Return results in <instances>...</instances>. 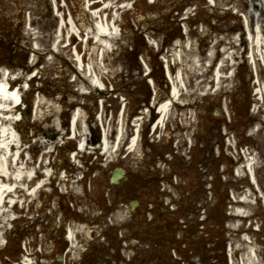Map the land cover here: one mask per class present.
Wrapping results in <instances>:
<instances>
[{
    "label": "rangeland",
    "instance_id": "rangeland-1",
    "mask_svg": "<svg viewBox=\"0 0 264 264\" xmlns=\"http://www.w3.org/2000/svg\"><path fill=\"white\" fill-rule=\"evenodd\" d=\"M11 1L12 0H0V22H2L5 17L12 15V12H10L12 5ZM66 1L67 4L65 9L68 14H70L71 10L74 19H77L76 21H78L79 25L77 24L76 28L80 30V33H77V37L72 35L73 24L71 23L69 27L65 28V33L70 30L69 33L71 34V38L77 39L74 42L76 45L82 42L83 38L81 36L88 39V44L82 42L83 46H81L82 48L79 52L81 53L82 51L81 54L84 63L91 69V72L94 71L98 75H101L102 80H105V82L106 80L109 82L112 81L114 89L117 86L125 87L126 83L124 82L127 80V76L132 77V81H144V79L148 77L144 76L146 70L143 57L148 60L153 70L156 69L159 63L165 66L164 59L162 61L160 58H156L155 55L159 53L163 47L162 51L166 53L167 56L170 54L173 56L177 74L182 72L185 75L184 79L186 83L188 85L191 83L189 88L191 90L189 91L194 89V85L192 86L194 83L196 86L201 82L207 83L205 89H210L212 87L208 95H202L204 91L199 90L195 92L194 96H183L181 99L183 103H201L207 100V110H205L206 108H203L202 112H194L190 109L187 111L184 110V114L189 113L188 116L192 114L193 120L196 121L192 129L185 131L188 127V120L187 122L186 119L181 120L182 123H179L178 120L177 122L180 126L177 125V122H175L177 120L176 110L172 109L166 121L164 120L163 125L160 128H156V132L151 134L152 126H150V124L153 121V125L155 119L151 114L153 108L149 107V105H147L146 108L145 104L147 103H143L144 101L141 95L130 92L126 103V112L122 119L125 121V129L122 131L125 136L122 140V144L118 147L117 144H114L115 140H110V145L107 149L105 145L96 144L97 137L92 133V128L95 126L94 117L99 109L94 105L95 101L89 97V104L84 101L87 98L80 100L81 103L86 102L87 104V108L81 110L84 119L82 120L80 118V127L78 129L79 135L81 134L79 136L80 138L77 136L75 140L70 139L69 136L71 134H68V120L70 119V113L72 114V111L68 114L62 112V99L59 98L60 89L65 90L66 93L69 90L75 91V89L71 87V82H69V80L73 78V68L76 66V63L73 61L70 52L65 49H61L63 51L61 55L58 54L59 58L62 57L61 60L52 57L50 61H47L48 47L44 44L43 51H40L42 55L40 56L41 63H39V65H42V63H44V65H42V68H39L41 72L38 74L34 86L35 92H38L36 93V97L41 101V105L39 103L40 108L43 107L41 110H38L37 114L32 111V114L34 113L32 117L29 113H23L22 111V121L14 123V125L13 121H11L6 126L10 129L14 127L16 134H18L20 138L19 144L20 146L22 144V148H20L22 152L20 165L30 168L29 171H32L35 176L38 175V173H35L38 170H40L41 173L47 174L49 172L56 176L51 177L53 175H50L49 177V175L45 176L41 174L42 176L38 179H28L23 184V193L18 191L16 193L17 205L13 208H11V206L5 208L11 211L10 216L5 219V217L1 215L3 209L0 210V264L19 263L21 260L25 261V263L31 262V264L96 263L95 258L98 257L94 256L95 252L91 247L97 244L96 240H101L100 238L103 236H100L99 222L101 220L100 216H102L101 210L103 207L105 208V203L107 204V201L104 202V199L108 197L106 195L109 193L112 199L111 193L115 191L109 182L112 172L116 168H123L126 169L128 173H134L145 178L143 176L144 174L138 171L144 172L148 176L149 173H152L162 164L158 165V163L164 159L158 155V152L165 151L166 154V151L171 152V149H173L174 152L170 154L172 157L175 156V160L173 161L171 159L169 153L167 158L174 162L175 169L179 168L178 162L180 161H183L185 166H190L194 164L193 162L198 163L205 157H208V151L212 149L214 144L218 143L219 137L214 139L215 137H212L211 134L207 135L205 131L201 129L198 130L200 125L198 120H201L202 116L204 114L206 115L208 111L209 113L206 115L208 119H222L224 117L222 107L227 101V99L223 98L224 93L228 92L229 89L233 91L234 87L237 91V88L241 86V79H244L248 84L250 82L251 73L249 74L248 71H251V69L247 62V55L254 56L257 52H263L264 54V0H122L121 3H117L116 0H111V2H114L116 8L125 6L126 10L121 9L118 12L114 10L110 14L108 13L107 20L109 21H111V14L114 13L117 23L112 26L113 31L115 35H118L120 32V36L119 39L117 38V40H114L115 42L112 44V50L105 56L104 52H102V48H98L96 42L92 43L94 42V29L98 19L94 18L92 15L95 9L92 10L93 13L90 8L88 9V5L93 3H100L99 5L103 6L105 4L102 2L103 0ZM41 2L42 0H13V22L23 23L27 19V11L25 13L21 12L32 7L38 16L37 28L40 31L38 34L44 35L48 33L49 38L53 39L56 35L55 30L58 22L56 19L52 18L47 20L44 18L43 14L40 15L43 7ZM186 5H189L188 12L190 13L185 12L187 9ZM4 6L10 7L4 9ZM85 10L87 11L85 12ZM186 16H188V18L184 19ZM35 18L32 17V19ZM209 18H211V28L209 25L206 26L202 24L203 21L209 22ZM69 22H71V19H69ZM110 23H113V21ZM254 24L255 29L253 28ZM179 28L183 31L185 30L186 33L181 31L182 39L177 42L170 41V46L168 50H166L164 46L171 40L174 32L172 29ZM23 31L24 29L22 32ZM259 31H261V33ZM22 36L25 40L27 35ZM257 39L259 43H257ZM30 41L31 38L29 37L27 42L22 43L29 46ZM184 41L186 49L184 48ZM51 43L52 40L48 41L49 45ZM89 43H92L91 46ZM217 43L220 44L216 45ZM177 45H181L182 49ZM98 52L101 53V58L97 60L96 56ZM135 52L141 55L137 57V59L134 56ZM175 53L180 54V56H176ZM218 53L219 56H217ZM65 58L66 62L64 64ZM213 58L216 62L220 59L228 60V63L222 70V75L227 74L224 76H228V73L233 71L234 76L227 81L228 83L217 85L216 81L215 83H211L213 80L212 74L209 78L208 76L201 75V73L208 70ZM35 60L39 61L38 58ZM194 66L197 70H194ZM197 73H199V77ZM112 78L114 80H112ZM147 85H149V83H147ZM149 86H151L149 91L151 90L153 94L156 92V98H160L161 102L168 96V89L163 83L161 84V88L157 87L155 90L152 85ZM216 86L220 89L218 90ZM45 88L49 95L43 93V89ZM222 88L224 89L222 90ZM129 91H131V89H125L127 93L126 96ZM92 94H96L95 96H98V100L103 96L99 90L92 91ZM250 97H252L251 94ZM104 98H106V96ZM252 99L254 98L252 97ZM71 100H73V98L70 94L65 105L67 110H70L69 101ZM56 101L60 103L57 104ZM108 101L111 104L107 105L109 110L107 115H105L106 123H104L103 128L101 127L98 131L102 133L108 130L109 136L112 137V133L116 129H119L121 125L120 119L123 109L122 103L124 101H121L116 94L111 96ZM151 103L152 101L150 100V104ZM104 104H106V102ZM129 106L132 108V112L129 114L130 121L126 120ZM99 108H101V106ZM155 110H157V106ZM111 115L112 118L109 122ZM205 115L204 121L207 120ZM15 116L17 119H20V114L18 112L15 113ZM117 118H119V120H117ZM112 119L113 121L111 122ZM173 119H175V121ZM233 120H235V118H233ZM61 121L64 123L62 126L60 125ZM119 121L120 123H118ZM52 124H55L56 129H60L61 132L53 129L56 133L53 134L49 130ZM164 125H166V129ZM131 128H133V131L138 128L141 129L138 144L132 152L128 149L129 139L126 140L127 143L124 142L123 144L126 134L131 132ZM178 128L180 130H178ZM196 130L197 133H195ZM27 133L30 135V140L26 138ZM82 133L85 134L84 137ZM193 133L194 138L192 139L191 147L190 137ZM131 135L128 137H131ZM204 138H207L210 143L207 142L206 144L203 142ZM142 139L144 141H142ZM86 140L89 141V144L85 148V151H78V147L84 145ZM46 142H48V144H45ZM167 145L169 150L166 147ZM157 146H160V148L156 149V153L155 148ZM73 151H78L79 153L75 159L72 154ZM216 152H218L217 146ZM226 152H228V155L224 154L223 151L220 152L222 156L219 158L224 165L223 169H226V174L229 175V167L226 168L225 165L228 166V157L234 156V153L230 151V149H226L225 153ZM214 156L216 157L217 154L214 153ZM86 161H88V163L84 166L82 163ZM80 165L81 167L79 168ZM68 166H72L73 170L70 171L69 168H67ZM64 167L67 169L66 173L62 171ZM166 168L167 166L161 165L162 173L165 176H169L165 177L166 181L163 183L165 188H167V183L171 177ZM203 171L206 173L205 170L199 168L200 173L203 174ZM76 174L77 177H74ZM189 174L194 175V173ZM52 178L55 180V187L51 186V183L54 182ZM211 179L212 178H209L210 181ZM259 179L264 185V170L261 172ZM43 180L45 181L44 187L36 190L37 184ZM76 180L78 181L75 182ZM175 180L176 182L178 181L180 186H184L179 178L173 176V178L171 177L172 187L176 186ZM224 180H227V182H230L232 185H237L236 188L239 190L240 187L243 186L244 188L241 190V193L246 189L245 183H243V177L232 179L226 176L224 179L221 177L220 181L212 179L213 182H225ZM206 187L209 189L208 184H206ZM154 190L155 185L152 190L147 189V192ZM32 192L33 194H31ZM223 193H225L224 189L219 190V188L214 187L204 195L199 194L197 196L198 199L193 201V203H195L192 206L202 211L201 205L203 203L208 205L211 202L220 200ZM148 195L149 193L145 195V200L147 203H150L152 202V198ZM113 199V207L117 206L119 208V212L116 213V216L120 219L123 217V212L121 210L123 207L120 206L118 200L120 198L113 197ZM224 201L225 200L222 202ZM186 204L190 206V203L186 202ZM220 206L221 203L216 205L215 208L220 209ZM249 207L250 206L246 207L248 213H250V211L253 212V208L250 210L251 207ZM213 209L214 207L208 206L207 212H212ZM225 209L228 210L227 208ZM156 211L159 213V210ZM167 211L170 212L169 209H167ZM202 216L203 215L200 214V217ZM112 217L113 215L111 216L113 220ZM258 220H261L260 232L264 235V214ZM236 225L237 224H235L234 227L239 230L231 229L232 232L229 233L228 229H226V232H228L225 235L227 239L226 247L229 249L232 244L235 250V252L232 253L234 263H231V258L228 257L227 264H259L258 259L260 261L261 258L258 257L257 261H253L254 259L252 260V257L250 258L249 250L252 249L250 247L253 246L256 248L257 254L264 257V244H261V241L264 242V240L260 238L258 234H252L251 232L249 235L243 236L242 232L248 230V228H245V225L242 227H237ZM66 226L73 229V239L69 242L71 248L68 250L62 245V242H54V238L60 236L61 230ZM230 226H232V224H230ZM160 230L161 229H156L157 232ZM108 232H110V230H108ZM168 234H170V232H168ZM184 234L186 238L188 234L186 232ZM122 236L129 235L123 232ZM199 236L200 234H197V238H199ZM92 240L94 243L90 245ZM108 240L109 237L103 242L106 243ZM247 240L250 241L246 242ZM119 244L121 245L120 242ZM154 244L156 243L154 242ZM135 252L136 254L132 257L133 251L125 250V258L131 256L132 260H136L138 264H155L154 262L161 261L155 260L157 256L152 258L153 254L146 255L149 253L148 251L143 253H140V251ZM152 252H154L155 255H159L160 250H158V247H155L152 248ZM201 253L203 256L204 252L202 251ZM5 255L7 256L5 257ZM59 255H62V260L60 261L57 259ZM100 255H103V253L101 252ZM175 256L177 259L174 256L171 257L170 253L167 252V257H163L167 259L162 260V264H176L175 260H180V254L177 252ZM125 258L123 257V259ZM143 258H152L153 261L144 263ZM180 262L182 264L183 260ZM261 264H264V261Z\"/></svg>",
    "mask_w": 264,
    "mask_h": 264
},
{
    "label": "bare ground",
    "instance_id": "bare-ground-1",
    "mask_svg": "<svg viewBox=\"0 0 264 264\" xmlns=\"http://www.w3.org/2000/svg\"><path fill=\"white\" fill-rule=\"evenodd\" d=\"M91 1V0H90ZM103 3H105L103 6H100L96 3L89 4L90 9H96L94 10V16L98 19L96 22V26L94 29V39L96 41V44L98 48H102V52H104V56L112 49V44L114 40L117 38L115 35V32L113 31L114 24L109 23L106 19L103 17L100 18L98 13L102 16V14L105 13H111L112 11H120L126 10V7H119L116 8L114 5V2H111V0H103ZM117 3H121L122 0H116ZM111 17L116 21L114 13L111 14ZM112 18L110 19L112 21ZM73 32L75 33V27L72 25ZM70 31V30H69ZM73 37V36H72ZM257 43H259L257 39ZM54 48L58 50L60 48V45L55 42ZM99 54V53H98ZM100 55V54H99ZM99 59V57H98ZM227 59H222V64L220 67L219 74L216 73V79L218 80L219 84L222 82H225V78L223 79L221 75V68L223 65L227 64ZM95 75V76H94ZM94 81L97 84H100L99 82V75L97 77L96 74H94ZM178 80V79H177ZM182 79L180 80V82ZM80 83L79 80L76 81V85ZM213 83V81L211 82ZM207 83L201 82L198 84V89L205 88V85ZM8 83L5 81L0 82V118H4V121L0 122V210H2L1 215H3L6 218L10 216L11 211L5 209L7 206H12L14 203V199H16V193L17 191L20 193H23L24 190V183L28 180H35L40 178L42 175L38 172V175H33L32 171H29L30 168H27L25 166H21V158L22 155L20 154V148L19 147V139L17 137V134L14 130L10 129L9 127H4V124H7L8 122L12 121V117L9 115L13 112V105L18 101V93L16 91H12L8 88ZM197 89V90H198ZM177 90H174V93H176ZM262 92V89L260 90ZM167 105H163L161 110L166 112ZM166 115L161 116L158 120V125L163 124L165 120ZM3 127V128H2ZM108 130L104 131V134L106 135ZM122 129H119V143L122 141L124 135L121 134ZM104 145L106 148L109 147V139L105 138ZM133 147V146H132ZM19 148V149H18ZM49 173V172H48ZM50 174V173H49ZM45 181H41L37 184L36 190L41 189L44 187ZM35 191V190H34ZM33 194V192L31 193ZM246 199H248V195L245 196ZM15 204V203H14Z\"/></svg>",
    "mask_w": 264,
    "mask_h": 264
},
{
    "label": "flooded vegetation",
    "instance_id": "flooded-vegetation-1",
    "mask_svg": "<svg viewBox=\"0 0 264 264\" xmlns=\"http://www.w3.org/2000/svg\"><path fill=\"white\" fill-rule=\"evenodd\" d=\"M45 7L49 8L48 3H46L43 5L42 7V12L40 15L43 14ZM50 11V9H49ZM32 13H33V9H32ZM51 14V11H50ZM49 14L44 13V16H48ZM49 20V19H47ZM57 26V24H56ZM54 30H55V25H54ZM12 33L15 31V29L13 28V30H11ZM46 45L50 46L48 44V41L53 39L49 38V34L46 33ZM250 104L251 101L249 103V105L245 108V111H242V113L244 115H246V117L248 116V111L247 109L249 108L250 110ZM132 112V111H131ZM133 115V114H132ZM256 120H258L257 117L251 116L249 118H247L248 121V125H252ZM264 126V124H263ZM256 149L258 152V157L260 158V160L264 161V136L262 135L261 132L257 133L255 135V137H253V139L250 142ZM205 160L207 159V157L204 158ZM169 165H171V161L169 162ZM139 173H141L140 171H138ZM200 180V179H199ZM198 180V181H199ZM147 182H148V186H147ZM201 182V181H200ZM156 184V177L151 175L149 177L148 180H146L145 183V179L142 178V176L136 175L134 173H129L127 177H125L124 179L120 180L119 183H117L116 185L112 186L113 189H115V194L117 196H120L121 199L123 201H129L132 200V210L130 213L127 214V218L124 220V228H126V231L133 235L134 237H140L142 234H144L146 232L145 227L142 226L143 224H145V219H144V212L142 210V203H136L133 201L134 198H140V196L144 195L147 191V189L152 190V188L154 187V185ZM156 189V186H155ZM157 189L159 190V187H157ZM207 191L204 189L203 186H197L195 188H189L187 190V203H190L189 206V213L191 214V224L193 225L192 227H196V230L191 231V233L193 232H199L200 234H206V238L203 239L202 236H200L198 241H194L192 238L193 236L190 235L189 238V243H190V249L188 250V256L189 257H194V256H198L200 254V251L203 250V252H207L208 254H210V248L207 245V242H209L210 240V236H211V231L209 229V226H205L203 224V222L205 221L204 219L202 220V223H199V219L197 217H194L193 215H196L198 213V208H196L195 206H192L194 203L193 201L197 200V196L200 195H204ZM205 202V201H204ZM208 205H205L204 203L201 205L202 209H205ZM168 224L170 226L176 225L174 220H171L168 222ZM113 226H107L105 229V233H108V230L110 229V233L108 235L111 234V231L113 230ZM201 229V230H200ZM176 227L174 229H171V231H175ZM102 232L104 233V230H102ZM150 233V232H149ZM172 240H174V238L170 239V237H168V240L165 241V245L168 244H172L174 243ZM108 246H104V245H97L94 247V250L96 252L98 251H103L106 252L108 251ZM99 257L101 259L106 260V256L105 255H99ZM98 257V260H100V258ZM103 264H107L106 262Z\"/></svg>",
    "mask_w": 264,
    "mask_h": 264
}]
</instances>
